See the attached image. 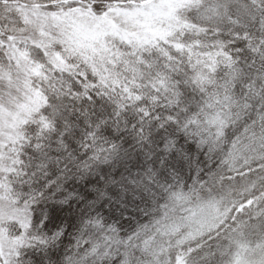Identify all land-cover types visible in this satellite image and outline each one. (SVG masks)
Listing matches in <instances>:
<instances>
[{
  "label": "snow or ice",
  "instance_id": "6c2138e0",
  "mask_svg": "<svg viewBox=\"0 0 264 264\" xmlns=\"http://www.w3.org/2000/svg\"><path fill=\"white\" fill-rule=\"evenodd\" d=\"M0 264H264V0H0Z\"/></svg>",
  "mask_w": 264,
  "mask_h": 264
}]
</instances>
